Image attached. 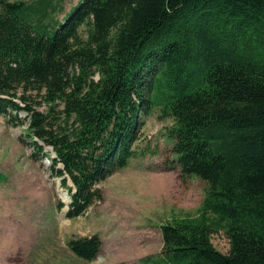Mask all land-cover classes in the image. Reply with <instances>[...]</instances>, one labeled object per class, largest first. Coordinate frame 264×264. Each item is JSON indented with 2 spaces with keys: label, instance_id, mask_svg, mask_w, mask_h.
Here are the masks:
<instances>
[{
  "label": "trees",
  "instance_id": "16d2710c",
  "mask_svg": "<svg viewBox=\"0 0 264 264\" xmlns=\"http://www.w3.org/2000/svg\"><path fill=\"white\" fill-rule=\"evenodd\" d=\"M65 1L0 0V114L51 160L68 216L104 198L99 183L138 154L142 117L159 107L182 175L206 187L141 260L264 264V0H80L60 19ZM68 244L93 260L103 240Z\"/></svg>",
  "mask_w": 264,
  "mask_h": 264
},
{
  "label": "rangeland",
  "instance_id": "374dc122",
  "mask_svg": "<svg viewBox=\"0 0 264 264\" xmlns=\"http://www.w3.org/2000/svg\"><path fill=\"white\" fill-rule=\"evenodd\" d=\"M79 1L66 0L58 17ZM142 118L138 154L99 183L102 200L69 217L70 195L51 174V160L33 156L27 124H9L0 114V264H152L141 259L161 253V224L173 215L197 214L206 182L182 175L168 133L173 119L160 117L159 107ZM93 234L103 240L95 259L81 258L69 247L71 238ZM212 240L229 253L224 230L213 233Z\"/></svg>",
  "mask_w": 264,
  "mask_h": 264
},
{
  "label": "bare ground",
  "instance_id": "6f19581e",
  "mask_svg": "<svg viewBox=\"0 0 264 264\" xmlns=\"http://www.w3.org/2000/svg\"><path fill=\"white\" fill-rule=\"evenodd\" d=\"M68 209V208H67Z\"/></svg>",
  "mask_w": 264,
  "mask_h": 264
},
{
  "label": "water",
  "instance_id": "95a60500",
  "mask_svg": "<svg viewBox=\"0 0 264 264\" xmlns=\"http://www.w3.org/2000/svg\"><path fill=\"white\" fill-rule=\"evenodd\" d=\"M69 207V206H68Z\"/></svg>",
  "mask_w": 264,
  "mask_h": 264
}]
</instances>
